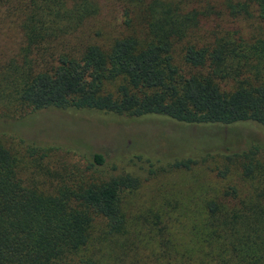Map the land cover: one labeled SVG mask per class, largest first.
<instances>
[{
  "label": "trees",
  "instance_id": "trees-1",
  "mask_svg": "<svg viewBox=\"0 0 264 264\" xmlns=\"http://www.w3.org/2000/svg\"><path fill=\"white\" fill-rule=\"evenodd\" d=\"M122 1L143 37L100 43L88 28L96 0H0L24 39L0 79L4 114L90 109L264 129V0L224 1L231 20L256 19L247 34L222 26L216 0ZM210 143L169 162L205 171L164 179L130 211L139 180L109 174L102 154L62 169L59 146L0 142V264H264V146ZM214 175L217 185L200 178Z\"/></svg>",
  "mask_w": 264,
  "mask_h": 264
},
{
  "label": "rangeland",
  "instance_id": "rangeland-1",
  "mask_svg": "<svg viewBox=\"0 0 264 264\" xmlns=\"http://www.w3.org/2000/svg\"><path fill=\"white\" fill-rule=\"evenodd\" d=\"M96 1L100 13L88 28L97 42L111 43L129 34L143 37L144 28L137 10L132 14L131 25H127L122 0ZM224 1H213L215 9L224 12L220 17L222 26L247 34L256 19L239 16L231 20ZM210 27L211 23L205 22L198 33L204 34ZM23 41L17 24L1 9L0 79L11 60L17 58ZM21 138L38 145L59 146L53 152L54 168L70 169L73 165L87 163L94 153L102 154L103 167L109 174L129 173L138 178L139 187L130 199L129 209L133 211L136 204L150 205L151 188L164 179L175 175L184 180L188 178L181 174H200L206 170L205 165H200L194 171H174L169 168L174 158L194 156L203 151L204 146H209L211 140L218 141L220 148L241 149L252 142L264 146V129L253 123L238 126L182 124L159 115L129 117L90 109L48 108L30 112L21 107L7 115L0 108V142L11 149H19ZM207 162L211 167L222 165L217 160ZM232 173V181L237 182L239 169L235 168ZM200 178L218 184L215 175ZM174 228L177 231L178 227Z\"/></svg>",
  "mask_w": 264,
  "mask_h": 264
}]
</instances>
